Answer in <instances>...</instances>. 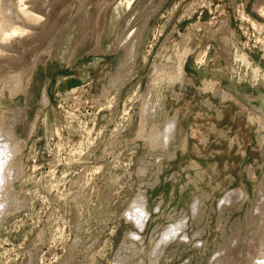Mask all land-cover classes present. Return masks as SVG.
<instances>
[{"label": "rangeland", "instance_id": "1", "mask_svg": "<svg viewBox=\"0 0 264 264\" xmlns=\"http://www.w3.org/2000/svg\"><path fill=\"white\" fill-rule=\"evenodd\" d=\"M0 150V264H264V0H0Z\"/></svg>", "mask_w": 264, "mask_h": 264}, {"label": "bare ground", "instance_id": "2", "mask_svg": "<svg viewBox=\"0 0 264 264\" xmlns=\"http://www.w3.org/2000/svg\"><path fill=\"white\" fill-rule=\"evenodd\" d=\"M4 23H5V22H4ZM177 68H178V67H177ZM174 72H175V71H174ZM179 72H180V71H179ZM4 145H5V144H4ZM7 146H8V145H7ZM2 147H4V146H2ZM13 147H14V146H13ZM3 150H4V148H3ZM0 151H1V150H0ZM12 151H13V150H12ZM4 152H5V151H4ZM0 153H2V152H0ZM9 153H10V152H9ZM3 154H4V153H3ZM1 155H2V154H1ZM4 155H5V154H4ZM11 156H12V155H11ZM9 158H10V157H9ZM4 159H5V157H4ZM1 160H2V158H1V156H0V161H1ZM4 161H5V160H4ZM4 161H3V162L1 161L2 164L4 163ZM1 162H0V172H1V169H2V167H1V165H2ZM8 164H9V163H8ZM8 164H7V165H8ZM3 165L5 166V164H3ZM3 165H2V166H3ZM4 166H3V167H4ZM7 167H8V166H7ZM7 167H6V168H7ZM4 170H5V169H4ZM1 174L4 175L3 173H1ZM1 174H0V180H1V177H3V176H1ZM7 177H8V176H7ZM4 179H5V178H3V180H4ZM5 181H6V180H5ZM0 183H2V182L0 181ZM1 186H2V185H1ZM0 190H1V189H0ZM226 198H227V197H226ZM231 199H232V198H231ZM135 210H136V209H135ZM135 210H134V212H136ZM137 211H138V210H137ZM131 212H133V211H131ZM131 212H130V213H131ZM135 214H136V213H135ZM137 214H138V212H137ZM130 215H131V214H130ZM133 215H134V213H133ZM133 215H132V217H133ZM138 215H139V214H138ZM130 217H131V216H130ZM139 217H140V216H139ZM180 230H181V229H180ZM170 232H171V231H170ZM168 233H169V231H168ZM168 233H167V234H168ZM169 235H171V234H169ZM175 236H176V235H175ZM164 237H165V236H164ZM166 238H168V237H166ZM170 238H171V237H170Z\"/></svg>", "mask_w": 264, "mask_h": 264}]
</instances>
